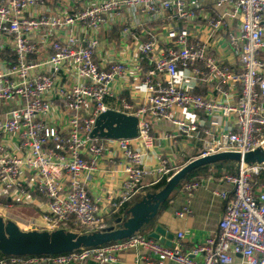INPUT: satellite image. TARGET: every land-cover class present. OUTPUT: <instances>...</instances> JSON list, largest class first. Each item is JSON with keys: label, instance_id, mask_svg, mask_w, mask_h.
I'll return each instance as SVG.
<instances>
[{"label": "built area", "instance_id": "2783aa9c", "mask_svg": "<svg viewBox=\"0 0 264 264\" xmlns=\"http://www.w3.org/2000/svg\"><path fill=\"white\" fill-rule=\"evenodd\" d=\"M52 1L0 0V106L9 105L5 116H0V197L43 200V222L31 228L53 230L69 222L74 224L73 231L105 228V211H119L139 193L145 177L152 175L155 184L168 174L167 161L160 156V166L154 169L144 162L155 147L148 117L169 119L180 133L199 138L200 156L226 150L244 153L262 146L264 61L258 55L264 49V0H216L211 8L198 0H190L191 5L188 0H100L78 6L72 0L51 6ZM125 6L140 7L147 14L173 10L183 20L203 14L214 29H220L227 16L237 18L239 30L229 34L228 42L240 68L231 70L204 45L189 44L183 33L158 57L151 56L154 43L144 42L142 57L154 62L145 73L147 96L141 103L123 100L120 110L138 118V136L93 138L96 117L109 109L105 98L113 95L111 86L130 75L124 61L108 67L96 62L99 40L93 32ZM223 7L229 10L222 12ZM83 28L86 36L81 34ZM41 48L50 52L41 54ZM182 68H191L193 76L214 79L221 96L228 95L222 83L233 85L236 99L224 101L195 93L182 85ZM56 101L67 115L65 130L50 117ZM178 109L202 111L212 118L234 117V126L215 134L178 118ZM117 150L120 187L108 188L106 198L92 195L84 175L96 169L104 153L113 155ZM222 179L232 185V191H214L225 201L218 229L190 247L184 243L188 230L178 231L172 245L136 233L111 244L56 255L6 256L0 264H42L47 259L49 264H82L91 258L104 263L115 261L129 248L142 251L139 257L148 264H231L235 255L248 264H264V161L241 164ZM199 186L198 180L183 184L189 197ZM107 202L109 207L104 209ZM189 211L188 200L177 214Z\"/></svg>", "mask_w": 264, "mask_h": 264}, {"label": "crops", "instance_id": "0c3cea01", "mask_svg": "<svg viewBox=\"0 0 264 264\" xmlns=\"http://www.w3.org/2000/svg\"><path fill=\"white\" fill-rule=\"evenodd\" d=\"M72 1L71 4L74 3L78 6L100 0ZM198 1L201 6L211 8L216 0ZM64 4V0H54L51 2V6H63ZM188 4H192L190 0H188ZM228 10L229 7L221 8L222 12ZM239 27V20L229 16L225 17L224 24L220 29H214L209 25L203 14L195 19L183 20L176 17L173 10H165L158 14H147L140 7H123L117 16H113L110 19L107 25H102L93 32V35L99 40V46L95 55L96 62L102 67H108L110 64L120 60L126 62L130 69V75L126 80L119 79L111 86L113 95L105 98L109 109L121 110L123 100L141 103L146 98L145 73L154 62L150 57H142L141 46L144 42L151 41L154 43L155 51L151 56L158 57L168 48L172 47L177 36L183 33L187 36L189 44L199 43L204 45L209 54L226 64L231 70L237 71L240 68L239 58L229 44L228 37L230 33L237 32ZM81 34L83 36L87 35L84 28L81 29ZM41 51H43L41 54H44L45 52H50V49L41 48ZM258 56L264 61V49L260 51ZM190 72L191 68L181 69V74L184 77L181 80L183 86L209 98H222L224 101H234L236 99L237 91L233 85L222 83V89L228 95L227 97L221 96L220 91L216 89V81L214 79L193 76ZM68 80V78H65V81ZM262 102L264 103V100ZM56 103V108L53 109L50 117L53 118L52 121L54 123H58L59 129L65 130L67 115L63 114L61 110V102L56 101ZM8 109L9 105L7 103L1 105L0 116L4 117ZM175 115L187 122L197 123L201 127L210 128L215 134L223 130H230L234 126V117L223 119L219 115L212 118L202 111L178 109L175 111ZM148 119L152 125L155 147L145 155L144 162L147 167L152 169L159 167L158 156H160L167 161L166 167L170 169L168 173L170 174L171 172H176L190 160L200 156L201 141L199 138L180 133L177 126L169 119L160 117H148ZM119 161H121V155L118 150L113 155L104 153L98 159L96 169L89 176L84 175L85 186L92 195H103L106 198L108 188L116 191L120 187L122 175L115 170L116 168L119 169ZM222 177L211 173L200 175L196 179L200 181V186L193 191L190 197L183 187L184 180L160 208L157 219L152 227L141 233L148 236V233L153 230L154 226L160 225L166 230L167 234L174 235L172 239V244H174L177 232L188 230V233L184 237L186 247L201 242L209 235L214 234L218 229L225 206L224 199L215 194L214 191H232V185L223 181ZM152 181V175L145 177L139 193L134 195L130 201L140 195L136 199L137 201L142 194L146 193L147 189L154 185ZM188 200L190 204L189 213L183 216L178 215L177 212L184 208ZM7 203L14 207L26 205L32 208L30 217L16 211L17 216L11 218L22 229H31L29 223L32 225L34 223L42 224L45 205L40 198L33 202L16 201L8 198ZM131 204H128V206ZM103 207L107 209L109 203H104ZM122 208L111 214H106L105 211L108 226L115 224V219L124 211V208ZM141 254L142 251L129 248L122 250L115 261L100 263L91 258L82 264H148L147 259L139 257ZM2 257L0 253V260ZM49 262L47 259L42 264H49ZM165 264L178 263L167 262ZM231 264L248 263L241 255H235Z\"/></svg>", "mask_w": 264, "mask_h": 264}, {"label": "water", "instance_id": "95a60500", "mask_svg": "<svg viewBox=\"0 0 264 264\" xmlns=\"http://www.w3.org/2000/svg\"><path fill=\"white\" fill-rule=\"evenodd\" d=\"M138 118L120 110L107 109L95 119L91 137L106 139H131L139 134ZM233 161L253 164L264 161V148L258 146L247 152L220 151L190 160L166 181L157 191H148L127 206L115 219V224L102 229L78 232L63 227L53 230L22 229L14 220L0 215V253L7 256L56 255L80 248L111 244L146 231L155 223L159 210L171 193L195 170L205 165ZM148 236L166 245H172L173 234L160 225L153 227Z\"/></svg>", "mask_w": 264, "mask_h": 264}, {"label": "trees", "instance_id": "16d2710c", "mask_svg": "<svg viewBox=\"0 0 264 264\" xmlns=\"http://www.w3.org/2000/svg\"><path fill=\"white\" fill-rule=\"evenodd\" d=\"M237 170V164L233 161H227V162H218L215 163L213 165H205L200 167L199 169L195 170L194 172H192L190 175L187 176V178L185 179L184 183L190 180H196L198 179V177H200V175H206V174H214L218 177L224 176L226 173H235ZM174 172H171L170 174H166L163 175L160 179V181L154 185H152L151 187H149L147 189L148 191H157L159 190L161 187L164 186V184L166 183L167 179L173 174ZM140 195L137 196V198ZM135 198L132 201H127L126 204L123 206V208L125 209V207L128 206V204L134 203L136 201ZM0 202H8V198L6 197H0ZM122 208V209H123ZM65 228L69 229V230H74V224H72L71 222H69ZM78 232H86L85 229H77ZM3 257H6L7 255L1 254ZM39 256H50V255H39Z\"/></svg>", "mask_w": 264, "mask_h": 264}, {"label": "rangeland", "instance_id": "374dc122", "mask_svg": "<svg viewBox=\"0 0 264 264\" xmlns=\"http://www.w3.org/2000/svg\"><path fill=\"white\" fill-rule=\"evenodd\" d=\"M16 211L24 213V216L30 217V213L32 212V208L26 205H17L14 207L13 205H9L6 202H0V215H2L5 219H11L16 217ZM29 226H32L29 223Z\"/></svg>", "mask_w": 264, "mask_h": 264}, {"label": "bare ground", "instance_id": "6f19581e", "mask_svg": "<svg viewBox=\"0 0 264 264\" xmlns=\"http://www.w3.org/2000/svg\"><path fill=\"white\" fill-rule=\"evenodd\" d=\"M262 147L264 148V141H263V143H262Z\"/></svg>", "mask_w": 264, "mask_h": 264}]
</instances>
